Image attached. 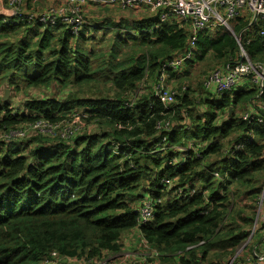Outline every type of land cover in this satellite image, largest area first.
<instances>
[{
  "label": "trees",
  "instance_id": "trees-1",
  "mask_svg": "<svg viewBox=\"0 0 264 264\" xmlns=\"http://www.w3.org/2000/svg\"><path fill=\"white\" fill-rule=\"evenodd\" d=\"M250 19L236 17L232 29L244 31L251 59L264 62V36ZM101 30L111 32L108 39L116 33L109 52L87 44ZM233 32L219 26L200 33L194 59L185 69H167L168 83L188 78L201 61L214 62L211 71L237 63ZM190 36L189 24L162 23L158 15L124 24L85 21L78 34L60 23L0 15V132L69 120L75 110L83 125L68 140L40 131L0 138V264H42L52 252L62 259L57 264H83L122 253L123 234L133 229L162 254V264H229L250 234L264 186V127L241 119L251 99L264 101V90L203 88L195 101L184 87L164 106L154 85ZM87 86L110 94L74 95ZM49 87L68 97L30 96L22 111L13 109L16 92ZM165 120L169 128H158ZM149 198L154 218L141 225L138 210ZM241 201L251 203L241 208Z\"/></svg>",
  "mask_w": 264,
  "mask_h": 264
},
{
  "label": "built area",
  "instance_id": "built-area-1",
  "mask_svg": "<svg viewBox=\"0 0 264 264\" xmlns=\"http://www.w3.org/2000/svg\"><path fill=\"white\" fill-rule=\"evenodd\" d=\"M37 1V0H33ZM66 6L52 7L43 12H35L26 8L24 0H7L9 5L8 19L17 21H38L47 26H54L58 23L69 27L72 34H78L82 25L85 23L84 11L88 4H96L102 6H118L123 9H137L146 6L154 15H158V20L162 23L178 20V22L190 25V41L189 45L171 59L163 64V72L159 76L154 85V96L164 106H169L176 101V90L168 86L167 69L181 70L185 67V63L195 57V48L200 33L214 29L219 26L227 28L233 32V21L236 17L250 14V25L254 24L258 27L259 34L264 36V0H66ZM158 27V25H155ZM242 30L234 33L239 46V61L232 66L227 64L226 67H220L211 71L203 81V88L206 91L215 92L217 94L233 92V90L245 86L264 90V62H254L247 52L242 42ZM250 43V39L247 40ZM260 96V95H259ZM250 100L247 109L241 113L242 121L250 126L264 127V101L260 97ZM134 102H130L129 106H133ZM153 103L150 107H153ZM169 128L170 120L159 123L158 128ZM30 131H40L52 137L68 140L74 137L78 132L83 131V125L76 120H62L52 123L48 120L40 119L32 122L25 128L12 130L4 133L0 132V138H23ZM248 136L254 138L251 132ZM247 138V141L252 140ZM166 138H163L165 141ZM246 142V141H245ZM245 142L236 145V150H242ZM218 175V173H215ZM170 184V180H165ZM139 223L145 225L150 223L154 218V200L146 199L138 210ZM262 233V239L256 243V238ZM142 238V237H141ZM141 250L123 251L115 255L103 258H89L88 260H79L83 264H127L126 260L121 257L126 253L131 257L133 262L143 264L145 259L153 258V264H162V254L151 250V244L141 239ZM189 249V248H188ZM127 250V249H125ZM152 255V256H147ZM183 255V252L174 254ZM234 258V259H233ZM233 262L237 258H243L244 264H264V186L257 200V215L254 225L247 239L241 244L233 257ZM62 259L57 252H52L42 264H57ZM137 261V262H134ZM130 264V263H129Z\"/></svg>",
  "mask_w": 264,
  "mask_h": 264
},
{
  "label": "rangeland",
  "instance_id": "rangeland-1",
  "mask_svg": "<svg viewBox=\"0 0 264 264\" xmlns=\"http://www.w3.org/2000/svg\"><path fill=\"white\" fill-rule=\"evenodd\" d=\"M40 0H37L36 2L32 1V3H38ZM25 6L27 7L26 0H24ZM67 1L63 0L62 2H59V4L43 9H37L36 7H29L28 9L33 10L35 12H43L46 11L52 7H57V6H66ZM98 6V7H96ZM96 6H91L90 9L86 10V13L84 11V18L86 22L89 21H101L105 22L106 20L108 22H121L122 24L124 23H132L135 20H140L142 18H151V16H154L151 12L147 10H143L142 8H137L134 10H121L120 8H112V7H106L102 5H96ZM116 7V6H113ZM3 9H9L8 3L5 2V0H0V12L3 11ZM3 15V14H0ZM86 15V16H85ZM146 24V23H145ZM127 27V26H126ZM134 28V27H132ZM123 31V29H120ZM135 30V29H134ZM132 33L128 32L127 34ZM110 33H104L103 30L99 31L96 36L97 39H94L92 43L88 42L91 47L98 48V49H104L107 52L111 50L112 44L114 42L115 34L111 36L109 39ZM135 34V31H134ZM122 37H124L122 35ZM126 37V36H125ZM129 40H133L130 36L127 35ZM126 37V38H127ZM127 38V39H128ZM133 44L132 41H129ZM131 47V46H129ZM135 48V45L133 44L132 49ZM128 50V47L125 49ZM214 62L210 60H205L201 61L191 67L190 74L191 76H188V78H183V79H178L174 80L172 79L170 83H168V86L176 91H178L180 94L183 93V88L185 87L186 90H189L190 96L194 98L195 101H198L202 97V93L204 92V89L202 87V81L207 73H209L213 68H214ZM185 69V68H184ZM181 84V85H180ZM78 89V87H77ZM77 89L74 90V95L79 96V97H85V96H94L98 95L100 93L103 94H110V89L102 88V89H97L98 92L96 91L95 86H87L85 87L84 90L79 89V92ZM47 89L46 91H40V92H28L25 89L22 91L16 92V95L12 97L11 103L15 104L13 107L14 110L17 111H22V107L20 108L19 104L26 98L30 96H45V97H57L58 99L65 100L68 97V92H62V89H59L57 87H52L50 92ZM84 91V92H82ZM106 91V92H104ZM11 91L9 90V96H11ZM5 96V92L3 97ZM3 102H1L2 104ZM241 107L238 106L236 110L239 112ZM75 112V113H74ZM73 114L70 117H67V119H72L76 121H80V118L78 117V111L75 110ZM251 201H241L240 202V207L243 208L245 204H250ZM141 235L138 232V230L133 229L130 234L128 232H125L122 237V244H123V251H135V250H141L143 246L141 245ZM127 249V250H125ZM147 256H152V255H147ZM121 257L126 260L127 263L133 262L131 257H128L126 253L122 254ZM147 260V261H146ZM143 261V264H153L154 259L151 257L148 259H145ZM161 260H159L160 262ZM137 262V261H134Z\"/></svg>",
  "mask_w": 264,
  "mask_h": 264
},
{
  "label": "crops",
  "instance_id": "crops-1",
  "mask_svg": "<svg viewBox=\"0 0 264 264\" xmlns=\"http://www.w3.org/2000/svg\"><path fill=\"white\" fill-rule=\"evenodd\" d=\"M33 1V0H32ZM63 0H40L38 3H32L31 0H26V4H27V7H36L37 9H43V8H47V7H51V6H55L57 4H59V2H62ZM5 2L7 3V0H5ZM36 2V1H34ZM91 6H96V4H88L85 6V13H86V10L87 9H90ZM28 7V8H29ZM98 7V6H96ZM118 7V6H116ZM138 8H142L143 10H147L149 12H151L146 6H141V7H138ZM152 13V12H151ZM0 14H3V16H6L8 17V9H3L2 12H0ZM153 16H151L150 19H152ZM157 20V17H155V21ZM47 89H49L48 91L50 92L51 88H38V89H30L28 90V92H40V91H46ZM131 231H128V233L130 234ZM262 239V233H259L257 238H256V243H259L260 240Z\"/></svg>",
  "mask_w": 264,
  "mask_h": 264
},
{
  "label": "water",
  "instance_id": "water-1",
  "mask_svg": "<svg viewBox=\"0 0 264 264\" xmlns=\"http://www.w3.org/2000/svg\"><path fill=\"white\" fill-rule=\"evenodd\" d=\"M9 90H10V89H6V90H5V96H4V99H5V100L8 99V96H9ZM230 111H232V108H230ZM233 259H234V258H233ZM233 259H232V261H233ZM232 261H231V262H232Z\"/></svg>",
  "mask_w": 264,
  "mask_h": 264
}]
</instances>
